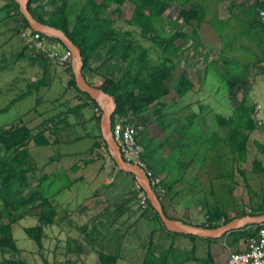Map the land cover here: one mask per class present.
Instances as JSON below:
<instances>
[{
  "label": "crops",
  "instance_id": "0c3cea01",
  "mask_svg": "<svg viewBox=\"0 0 264 264\" xmlns=\"http://www.w3.org/2000/svg\"><path fill=\"white\" fill-rule=\"evenodd\" d=\"M9 2L10 0H0L1 60L10 56L9 53H6L8 40L5 32L8 20L15 17V11ZM191 2L203 10V17L198 25L201 36L206 42L215 41V48L219 47L218 49H221L220 52L226 59L238 60L231 54L232 51L255 54L264 52V22L257 17V10L264 9V0H191ZM200 44L202 43L200 42ZM202 45L207 46L205 43ZM263 57L264 55H257L255 60L258 62V60L264 59ZM263 62L264 60L261 64ZM233 64L237 65L234 62ZM69 75L66 74L61 79L60 76L49 74L47 69L45 81L38 91L32 90L19 99L17 97L25 90L16 92L15 96L12 97L15 99L9 98V101L11 99L10 104L8 101L6 110L0 113L11 116L6 123L9 122L10 124L14 121L18 124H25L31 130L32 135L43 131V135L47 139L45 145H36L32 141L27 144L29 162L34 167V170L27 176L28 188L38 189L42 197L46 198L55 209L52 223L43 226L41 245L37 250L46 256L47 264H67L68 260L73 264H99L97 251L117 252L118 257L115 264H141L149 242L157 245V243L162 242L160 240L164 239H167L168 242H172V240L185 242L190 249L195 243L207 242L209 245L214 243L213 246L210 245L211 248L213 247V250L211 249L212 261L214 264H222L227 251L230 249L226 245H222L225 251L221 249L215 251V245H221L220 242L215 244L214 240L200 238L194 240L182 234H167L161 229L158 221L151 216L149 210L146 209L140 215L130 198V196L134 197V177L118 170L112 172L105 170L100 159L93 155V147L101 136L99 118L96 114L97 118L93 116L94 106L91 102L69 85ZM29 79L34 81L36 78L29 77ZM85 79L87 80L86 77ZM189 80L194 84L192 79L189 78ZM5 83L2 90L4 99L10 97L6 94L9 87L7 82ZM42 89L53 96V104L50 108L40 112L39 106L46 100L34 101L33 108L30 110V112L35 111L32 114L33 119L27 121L29 117L27 114L30 112L23 110L21 103L31 95H37L36 93ZM250 91L247 94L250 102L245 105L250 106L253 101H256L264 106V83L261 81L259 86L255 87L254 93ZM22 105L24 106V104ZM186 110L184 109V112L178 109L174 111L164 110L163 114L185 115L187 113L188 124L191 122L199 123L203 115L209 114L205 109L200 108L191 107L188 109L189 111L186 112ZM231 112L232 110H225V113H219L218 110H215L212 111L211 118L215 121L214 115L216 113L229 116ZM43 118L47 119L48 124V127L44 129L38 125ZM36 121L39 122L38 126L34 124ZM212 125L214 126V133L210 138L211 141H207L205 146L211 151L213 162L207 164V162L202 161L199 166H203V170H207V165L217 169L223 158L227 162L236 163L237 168L244 165L243 163L249 164L248 168H250V164L259 159L256 155H261L259 149L264 147V128L245 131L249 141L248 148L254 153L255 158L249 154V151L246 154L245 162L240 163L237 162L236 157L230 153L228 146L223 142L226 130L224 129L225 135L222 137L219 131L223 129L217 123L215 126L213 120ZM149 136L148 140L152 138L151 135ZM182 140L184 142L190 141V138L184 135ZM219 147H222L225 153L218 152L216 149ZM173 151L169 154L175 155L176 151ZM165 156L167 158L166 154ZM151 163V167L155 168V162L152 161ZM188 171L194 176L197 175V172H193L191 169ZM174 187L175 190L172 191V187V190L163 199L166 215L185 221L194 219V215L185 217L186 211L192 212V210H184L182 205L177 204L184 195L181 194L179 184ZM259 206L252 205L250 208L264 209L262 204ZM24 218L32 219L37 224L34 214H27L20 219ZM20 219L15 223H18ZM68 244L72 245L71 248H68ZM239 244L235 249L239 247ZM61 247H63V252L60 250ZM157 252L154 250L153 253L156 255ZM25 262L29 264L26 259Z\"/></svg>",
  "mask_w": 264,
  "mask_h": 264
},
{
  "label": "rangeland",
  "instance_id": "374dc122",
  "mask_svg": "<svg viewBox=\"0 0 264 264\" xmlns=\"http://www.w3.org/2000/svg\"><path fill=\"white\" fill-rule=\"evenodd\" d=\"M83 4L84 0L66 1L64 9L68 15L69 27L72 26L74 16L80 12ZM113 8L114 5H111L106 9L105 17L109 19L114 30L119 33L116 38H112L110 42L101 45L94 52V55L87 61L86 69H84L87 81L94 86H99L102 83L103 78L101 75L105 73L107 68H111L114 65L108 57L124 41H134L145 47H150L149 53L153 61L156 60L158 54V51L151 47L149 40L140 35L139 28L128 23L133 8L132 4L125 2L121 7L120 14L113 13ZM174 15L176 16L175 11H165L158 20L152 23V33L161 37L169 36L172 16ZM21 24V17L17 13H15L13 19L8 20L5 36L8 40L6 53H9L10 56L4 60L0 59V108L10 104L11 99L9 101V98L14 97L16 92L26 90V84L30 81L29 77L39 78L41 74V70L37 65L40 60L37 57L31 56L25 50L17 35L18 28ZM123 32L127 34L123 36ZM188 37L191 40V44L185 45L188 41L180 44V48L173 56V60L180 65L182 64L187 77L194 82L193 87L183 97L179 98L175 95L168 97L164 107L162 105L159 107L154 106L157 108L156 113H154L153 109L151 111L149 110L146 116L149 122L145 125L146 132L142 136V145L144 147L145 157L147 159L149 158V163L152 164L151 162L154 161L156 164L155 166L157 168L152 167V169L159 177L160 185L164 189L163 193L165 194L162 195V198L165 199V196L172 190V187V191H174V186L179 184L181 194L184 196L178 202L175 198L177 204L182 205L185 208L184 210H192V212L186 211L185 217L194 215V219L190 221L200 225L201 223H206L207 210L214 205L224 213V215L222 214L223 218L238 216L246 212L247 208L252 207V205L259 206V204H262L264 207V170L263 172H257L260 171L258 168L264 169V147L259 149V154L261 155H256L259 158L257 162L260 167L253 166V163L248 168L249 164L243 163L244 165L237 168L236 163L234 164L232 161L227 162L224 158L219 162L217 169L207 165V170H203V166H199L202 164V161L207 162V164L213 162L211 160L212 153L205 146L207 141H211L210 138L212 137V133H214L212 120L216 126L214 119L211 118L212 111L218 110L219 113H225V110L231 111L239 101H243L245 104L250 102L249 95H247L248 92L252 89L251 91L254 93L255 87H258L261 81L264 83V62L261 64L264 59L258 60V62L255 60L257 55H264V52L255 54L252 52L232 51L233 53L231 54L238 60L230 61L229 58L226 59L220 52L221 49H218L219 47L216 46L217 48H215V41L206 42L203 39L199 28L195 32L191 31ZM215 40L217 41V39ZM199 41L202 44L205 43L207 45L205 46L206 48L219 51L217 52V56L213 60L208 61L202 68L197 66L200 54L194 44H200ZM91 46L92 42L85 44L86 49ZM233 62L237 65H234ZM49 66L47 65L49 74L60 76L61 79L66 74L71 75V72L68 71L69 69L57 71L53 66ZM5 82H7L9 87L6 94L10 97L4 99L2 97V90L6 84ZM137 84L138 82L134 81L135 87L138 86ZM230 84L232 85L230 86ZM36 94L29 96L21 103L23 110L30 112L33 108V102L40 99L46 100L40 104V112L46 108H50L51 104H53V96L45 92L44 89ZM7 102L8 104L6 105ZM255 104H259V102L253 101L250 106H254ZM191 107L194 109H205L209 114L203 115L199 123L191 122L190 124L186 120L187 113L185 115L180 114L181 116L177 114H163L164 110L174 111L178 109L184 112V109H187V112ZM34 112L27 114L29 116L27 121L33 119L32 114ZM93 116L96 117L94 111ZM9 118H11L10 115L0 114V128L4 129L10 125L18 124V122L14 121L10 124L9 122L6 123ZM38 123V121L34 122L35 125ZM38 125L41 128L48 127L47 119H41ZM256 128L262 129L264 125L261 127L257 126ZM215 134L218 135V133ZM219 134L224 137L225 130H220ZM149 135L152 136L150 140H148L150 138ZM184 135H187L190 141L184 142L182 140ZM173 150L176 151L175 155L173 153L169 154ZM216 150L220 153H225L222 147ZM249 151V154L255 158L251 149ZM0 154H3L1 149ZM189 159L191 161H188ZM189 165L191 166L189 167ZM167 168L169 169L167 170ZM188 169L197 172V175L194 176ZM120 172L122 171L120 170ZM134 182L136 184L135 180ZM133 196V198L130 196L131 202L135 205L140 215H142L146 209L142 210L137 203L135 186ZM14 223L12 224V236L15 246L19 248V253L16 254L10 249L0 251V261L6 259H26L29 261V264L30 262L31 264H47L46 256L37 251L40 247L29 239L22 230L23 227L35 225L32 219L24 218L20 219L18 223ZM225 236L212 238L215 244L217 242L221 244L215 245V251L218 249L225 251L222 245L233 249L245 238L242 236L237 244H233L224 239ZM160 241L162 242L155 245L156 251L163 248H171V253L167 261L168 264H214L211 257V249L213 250V247L211 248L210 246H213L214 243L210 245L207 242L202 244L195 243L190 249L189 246H186L185 242L174 240L168 242L167 239ZM71 246L68 244V248H71ZM60 250L63 252V247Z\"/></svg>",
  "mask_w": 264,
  "mask_h": 264
},
{
  "label": "trees",
  "instance_id": "16d2710c",
  "mask_svg": "<svg viewBox=\"0 0 264 264\" xmlns=\"http://www.w3.org/2000/svg\"><path fill=\"white\" fill-rule=\"evenodd\" d=\"M66 1L28 0L27 7L38 21L63 30L68 38L79 48L83 61L81 69L84 77L87 61L94 55V52L101 45H105L112 38H116L119 33L114 30L109 19L105 17V11L111 5H114L112 12L120 14L124 2L127 1L132 4L133 8L128 23L138 27L140 35L149 40L151 47L158 51L156 60L153 61L149 53L150 47L126 40L108 57L114 65L111 68H107L105 73L101 75L103 79L98 87L112 96L115 102V110L111 119H113L115 114H130L141 119L149 110L153 109L154 113H156L157 108L155 107L161 105L164 107L168 97L175 95L180 98L191 90L193 84L187 77L184 67L176 63L173 60V56L179 50V45L189 40V33L191 31L195 32L202 20L203 10L197 4L192 3L191 0H84L82 9L74 16L73 24L69 27L68 16L64 9ZM9 4L14 7L15 13L21 17L22 24L19 28L28 26L26 20L20 14L15 1L10 0ZM166 10L175 11L176 17L173 18L172 16L169 36L161 37L152 33V23L158 20ZM125 32H123V36L127 34ZM88 42H92V46L86 49L85 44ZM194 44L197 46L199 43ZM217 52L213 53L212 59L217 56ZM37 58L40 60L39 64H37L41 70L40 77L34 81H29L26 84V90L17 97L18 99L32 90L38 91L45 81L48 63L42 56ZM67 70L71 72V67L69 66ZM134 81L138 82V86H134ZM89 84L92 85L91 83ZM69 85L77 92L83 94L94 107L97 106L86 93L81 92L75 86L72 72ZM6 108H0V113L4 112ZM252 110L253 106H246L243 101H239L233 107L229 116H223L218 113L214 115L217 125L226 130V135L223 139L224 144L228 146L230 153L240 163L245 162L246 154L249 153V141L245 131H250L257 127L251 117ZM145 132L144 126L138 133L141 144L142 136ZM101 140L100 136L99 141ZM29 141L36 145H45L47 143L43 131L32 135L31 130L25 124L11 125L4 129L0 128V149L3 151V154H0V251L10 249L16 254L19 253L12 237L11 225L27 214H34L37 224L23 228V232L40 247L43 226L51 224L55 215L54 207L46 198L42 197L40 191L35 188H28L27 176L34 170V167L29 162L30 157L27 151ZM99 141L95 143L94 147L99 144ZM145 160L151 167L147 157H145ZM253 163V166L260 167L257 160H254ZM258 169L260 171L257 172H263L264 170L262 168ZM164 194L157 193L163 210L162 195ZM147 209L151 216L158 221L164 232L170 235L179 234L165 230L148 200ZM207 211L206 223H201L200 225L206 227L218 226L217 220L219 217H223L224 213L216 205ZM260 213H264V209H251L249 213L243 212L238 216ZM224 219L223 223L231 218ZM182 221L191 223L190 221ZM258 227L259 225L246 226L228 233L224 239L237 244L240 237L247 238L254 235ZM182 235L190 239L212 240V238ZM154 250H156V247L150 241L141 264H168L171 248H163L156 255L153 253ZM97 255L99 264H115L118 257L117 252L111 251H97ZM0 264L28 263L23 259H6L0 261ZM67 264L73 263L68 260Z\"/></svg>",
  "mask_w": 264,
  "mask_h": 264
},
{
  "label": "built area",
  "instance_id": "2783aa9c",
  "mask_svg": "<svg viewBox=\"0 0 264 264\" xmlns=\"http://www.w3.org/2000/svg\"><path fill=\"white\" fill-rule=\"evenodd\" d=\"M257 16L260 21L264 22V9H258ZM175 17L174 15L173 18ZM17 35L22 42V46L31 56L35 58L42 56L46 59L48 65L53 66L55 70L62 71L71 65L70 52L57 39L36 31L29 26L19 28ZM190 44L191 40H188V43L185 45ZM195 47L200 54L197 66L202 68L212 59L215 51L200 44ZM93 110L98 118H100L101 109L96 106ZM146 116L147 114L138 119L136 116L130 114H115L113 119H111V135L122 159L142 168L155 192L163 193L164 189L160 185V179L147 164L144 157V148L138 138V133L149 122ZM251 117L256 126H263L264 106L255 104ZM93 155L100 159L102 167L105 170L109 172L119 170L103 140L99 141V144L93 148ZM135 195L139 207L142 210L147 209V198L137 183L135 184ZM246 211L249 213V208ZM224 220L221 217L217 222L222 224ZM222 264H264V222L259 224L254 235L244 238L237 249H229Z\"/></svg>",
  "mask_w": 264,
  "mask_h": 264
},
{
  "label": "water",
  "instance_id": "95a60500",
  "mask_svg": "<svg viewBox=\"0 0 264 264\" xmlns=\"http://www.w3.org/2000/svg\"><path fill=\"white\" fill-rule=\"evenodd\" d=\"M18 10L26 20L28 26L36 31L57 39L71 54V72L75 86L83 93H86L101 109L99 118V129L102 140L105 142L108 152L116 167L122 172L131 174L137 185L143 190L148 203L157 213L160 222L166 231L185 235H194L203 238H219L228 233L242 229L246 226L259 225L264 222V213L244 214L235 216L227 222L214 227H206L192 223L183 222L180 219L168 217L163 210L157 193L150 185L149 179L144 170L136 165L126 162L120 156L118 148L111 135V116L115 110V102L107 92L98 86L90 85L82 74V56L79 48L60 28L38 21L28 10V0H14Z\"/></svg>",
  "mask_w": 264,
  "mask_h": 264
}]
</instances>
